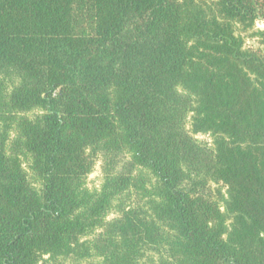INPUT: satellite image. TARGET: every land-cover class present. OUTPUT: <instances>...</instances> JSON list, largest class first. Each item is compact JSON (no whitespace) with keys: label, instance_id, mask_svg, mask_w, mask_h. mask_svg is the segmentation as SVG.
I'll return each mask as SVG.
<instances>
[{"label":"trees","instance_id":"trees-1","mask_svg":"<svg viewBox=\"0 0 264 264\" xmlns=\"http://www.w3.org/2000/svg\"><path fill=\"white\" fill-rule=\"evenodd\" d=\"M261 23L264 0H0V264H264Z\"/></svg>","mask_w":264,"mask_h":264},{"label":"rangeland","instance_id":"rangeland-1","mask_svg":"<svg viewBox=\"0 0 264 264\" xmlns=\"http://www.w3.org/2000/svg\"><path fill=\"white\" fill-rule=\"evenodd\" d=\"M198 138L201 140L210 142V138L208 136H202ZM100 169H101V162L97 161L94 166L92 174L89 175L88 180H87V184L90 189H93L99 186Z\"/></svg>","mask_w":264,"mask_h":264},{"label":"crops","instance_id":"crops-1","mask_svg":"<svg viewBox=\"0 0 264 264\" xmlns=\"http://www.w3.org/2000/svg\"><path fill=\"white\" fill-rule=\"evenodd\" d=\"M257 27L260 28V29H264V24L263 23L258 24ZM263 48H264V46H263Z\"/></svg>","mask_w":264,"mask_h":264}]
</instances>
